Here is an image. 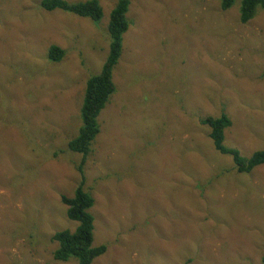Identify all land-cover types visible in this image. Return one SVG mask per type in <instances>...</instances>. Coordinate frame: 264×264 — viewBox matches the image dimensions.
<instances>
[{"label": "rangeland", "instance_id": "374dc122", "mask_svg": "<svg viewBox=\"0 0 264 264\" xmlns=\"http://www.w3.org/2000/svg\"><path fill=\"white\" fill-rule=\"evenodd\" d=\"M117 1L100 0L95 22L0 0V264H78L55 260L51 237L78 227L62 202L81 182L68 143ZM242 1L131 0L117 90L84 167L94 245H108L93 264H264V164L239 173L200 122L227 113L225 144L264 150V9L243 24Z\"/></svg>", "mask_w": 264, "mask_h": 264}, {"label": "trees", "instance_id": "16d2710c", "mask_svg": "<svg viewBox=\"0 0 264 264\" xmlns=\"http://www.w3.org/2000/svg\"><path fill=\"white\" fill-rule=\"evenodd\" d=\"M222 10L230 9L235 0H220ZM42 8L47 11L61 10L81 18H90L95 22L101 21L104 15L100 0H85L71 3L68 0H42ZM131 0H118L111 11L108 25L110 38L108 57L100 73L91 76L86 85L85 97L81 109L82 125L78 135L68 143L70 152L81 155L77 170L81 175V182L72 197L62 196V202L67 206V216L76 221V231H58L52 235V242L58 244L53 252L57 261L69 262L74 259L78 264H93L94 260L104 255L108 250L107 244L94 245L95 217L91 209L95 199L90 191L85 188V165L93 149V144L101 132L99 117L111 101L116 92L114 82V68L120 63L124 47V35L128 32L131 20L128 12ZM264 9V0H243L240 7V21L243 24L252 20L258 9ZM66 51L53 44L49 48L48 57L51 62H61ZM200 122L209 129V137L218 152L233 158L235 168L239 173H250L254 168L264 164V150H258L251 156L242 153L225 144L226 130L233 124L227 113L219 116L201 118ZM264 263V256L262 258Z\"/></svg>", "mask_w": 264, "mask_h": 264}]
</instances>
